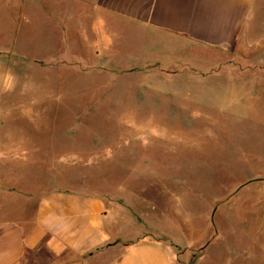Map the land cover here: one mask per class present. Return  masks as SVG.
I'll return each instance as SVG.
<instances>
[{
  "label": "rangeland",
  "instance_id": "374dc122",
  "mask_svg": "<svg viewBox=\"0 0 264 264\" xmlns=\"http://www.w3.org/2000/svg\"><path fill=\"white\" fill-rule=\"evenodd\" d=\"M89 4L0 0V187L112 198L174 239L179 264H264L261 83L200 60L176 82L113 69L82 33H98Z\"/></svg>",
  "mask_w": 264,
  "mask_h": 264
},
{
  "label": "crops",
  "instance_id": "0c3cea01",
  "mask_svg": "<svg viewBox=\"0 0 264 264\" xmlns=\"http://www.w3.org/2000/svg\"><path fill=\"white\" fill-rule=\"evenodd\" d=\"M89 1V23L98 33H82L105 65L138 66L141 74L176 82L188 80L183 75L194 72L195 60L211 62V73L261 83L264 95V9L257 0ZM82 12L78 33L87 17ZM107 37L117 45L111 60ZM1 186L0 202L8 199L19 214L0 217V264H179L174 239L157 237L112 198L81 188Z\"/></svg>",
  "mask_w": 264,
  "mask_h": 264
}]
</instances>
